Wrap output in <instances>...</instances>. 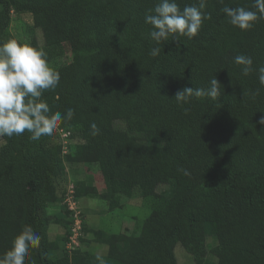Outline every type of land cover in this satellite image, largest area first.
Returning a JSON list of instances; mask_svg holds the SVG:
<instances>
[{"label": "trees", "instance_id": "1", "mask_svg": "<svg viewBox=\"0 0 264 264\" xmlns=\"http://www.w3.org/2000/svg\"><path fill=\"white\" fill-rule=\"evenodd\" d=\"M158 3L0 0V43L15 9L32 13L43 32L44 45L34 40L30 46L50 58L71 53L55 68L58 86L45 90L41 100L49 114L74 109L70 121L38 141L27 131L2 136L0 257L31 226L41 244L25 264H56L49 239L56 216L48 206L60 203L67 183L75 182L67 165L82 163L99 168L106 189L100 192L93 177L84 178L75 182L79 198H100L116 209L123 196L139 190L151 208L131 233L93 230L95 241L107 244L108 256L89 253L81 256L82 264H179L178 244L196 264H264V125L258 123L264 87L255 71L264 66V19L240 30L222 9L255 11L253 0H206L202 11L210 18L198 35L179 41L170 36L156 45L145 14ZM177 3L183 9L198 0ZM154 46L161 49L157 57L149 55ZM238 54L253 59L255 70L248 76L233 62ZM215 77L221 84L215 100L175 101L185 86L207 89ZM92 122L99 128L96 136ZM60 128L77 141L67 154L57 138ZM62 208L67 231L70 218Z\"/></svg>", "mask_w": 264, "mask_h": 264}, {"label": "clouds", "instance_id": "2", "mask_svg": "<svg viewBox=\"0 0 264 264\" xmlns=\"http://www.w3.org/2000/svg\"><path fill=\"white\" fill-rule=\"evenodd\" d=\"M206 0L198 4L186 5L181 9L177 0H159V3L145 14V23L151 25L150 38L156 45L167 41L170 36L179 41V37L192 39L198 35L204 19L210 18L202 10ZM253 10L244 7H227L222 11L229 18L228 22L240 30H249L259 19H264V0H253ZM161 49L151 47L149 55L157 57ZM233 62L240 66L241 74L248 76L255 69L253 59L245 54H238ZM259 84L264 87V66L255 70ZM60 82V73L50 66L46 52L9 39L0 43V136H19L27 131L30 140L38 141L42 136H51L61 121H70L74 109L50 113L49 105L41 100L45 90L55 89ZM221 84L212 78L209 87L194 88L185 86L175 94V101L186 104L192 97H208L215 100L220 95ZM187 111V109H185ZM259 124L264 125V116ZM91 135L99 134L98 125L90 124ZM184 174L187 175L186 170ZM41 237L31 226H24L12 242V247L0 257V264H25V257L31 249L39 248ZM99 259V258H98ZM103 264V261H101Z\"/></svg>", "mask_w": 264, "mask_h": 264}, {"label": "rangeland", "instance_id": "3", "mask_svg": "<svg viewBox=\"0 0 264 264\" xmlns=\"http://www.w3.org/2000/svg\"><path fill=\"white\" fill-rule=\"evenodd\" d=\"M2 11V6L0 5V12ZM9 39H16L19 42L31 44L34 40H38V43L40 46L44 45V35L40 28L35 26L34 18L32 13L30 12H18L17 10L12 11V19L11 24L8 28L7 34L5 36V41ZM47 60L51 67L54 69L59 67L61 64H64L65 62H68L72 57L71 53H67L65 55H60L55 58H50L49 55H47ZM73 139V144L76 143ZM3 143V138L0 136V145ZM67 173L68 178L73 179L75 182H78V180L82 177L88 178L93 177L97 183L101 186L104 185V187H101V189L105 188V182L104 177L102 173L100 172L99 168L91 165L88 166L86 164H68L67 165ZM59 185H57V191L61 192L63 188V183L58 182ZM90 203L94 208L98 209H105L106 206H109V203L107 201H104L100 198H90L88 200H83V203ZM82 201L80 200V204L83 206ZM123 205L120 207V209L117 208V211L114 212L113 215H100L102 218V224L100 223V220L97 218L95 219V224L99 225L101 228L106 229L111 232L119 233L126 231L127 233H131L134 231L136 226H141L143 223V220L151 213V208L148 204V201L144 199L140 193L139 190L135 192L133 197L131 198H123ZM86 205V204H85ZM110 207V206H109ZM84 209V208H83ZM48 211L51 214H55V222L51 224L49 228V239L54 244L53 249L51 251L52 258L56 260V264H66L69 258V264H82L80 262L81 256L85 255L88 256L89 253L94 254L92 251L93 249H88L87 247H84L86 243L91 244L92 242H95L94 235L93 234H86L87 237H85V245L83 244V247L78 250L76 253H74L72 256L67 254L64 255V236H65V221H64V214L67 216L65 210L60 206L59 203H53L48 206ZM67 211V209H66ZM84 211V210H83ZM85 212V211H84ZM68 213V211H67ZM58 215V216H57ZM84 217L86 219V214L84 213ZM94 218V217H93ZM57 222V223H56ZM87 222V221H86ZM57 224H61L63 228L59 229L57 227ZM61 233V234H60ZM87 233V230H86ZM88 240V241H87ZM57 242L58 244H55ZM103 243V242H99ZM107 246L106 243H103ZM105 245H101L103 248L106 247ZM108 248V246H107ZM211 248V247H210ZM175 252L179 261V264H196L194 257L188 253L180 244H178L175 247ZM108 253V250H107ZM106 255L105 257H107ZM103 257V258H105ZM212 259V258H211ZM68 264V263H67Z\"/></svg>", "mask_w": 264, "mask_h": 264}, {"label": "built area", "instance_id": "4", "mask_svg": "<svg viewBox=\"0 0 264 264\" xmlns=\"http://www.w3.org/2000/svg\"><path fill=\"white\" fill-rule=\"evenodd\" d=\"M70 134L71 132L64 128L59 129L57 138L62 145L63 154H67L71 144H73ZM60 204L67 209L70 218V226L65 232V249L67 254L72 256L83 247L86 237L84 211L77 195L75 182L69 181L67 183Z\"/></svg>", "mask_w": 264, "mask_h": 264}, {"label": "crops", "instance_id": "5", "mask_svg": "<svg viewBox=\"0 0 264 264\" xmlns=\"http://www.w3.org/2000/svg\"><path fill=\"white\" fill-rule=\"evenodd\" d=\"M81 179H84V177H82ZM94 185L99 189L100 192H103L106 189V185H105V188L104 189H101V187H104V185L103 186L99 185L96 180L94 181ZM90 198H93V197L82 196L80 198V200L83 203V200H85V199L88 200ZM123 198H125V196H123ZM123 198H122V205L124 204L123 203ZM60 206L63 207L61 204H60ZM83 206H84L83 207L84 208L83 210L85 211L84 213L86 214V221H87L86 222V226L88 228V231H87L86 234H93L92 233L93 230L103 229L99 225L95 224V222H96L95 219H97V218L100 220V223L102 224V221L101 220H102L103 217H100V215H102V214L105 213L103 216H105L107 214V215H113L111 217L112 218H115L114 217V212L117 211V208L116 209H111L109 206H106L107 208H105V209L94 208L90 203H87V202L86 203L84 202L83 203ZM118 209H120V207H118ZM57 227H59V229H61V227L63 228V226L61 224H57ZM104 230L105 231H108L106 229H104ZM64 232H66V231H64ZM109 232H111V231H109ZM86 237H87V235H86ZM84 245H85V243H84ZM101 245H105V244L99 243L98 241H96V243L95 242H92L91 244L86 243V245L84 247H87L88 249H93L92 252L95 255L99 256L100 258H103V257H105L107 255L108 248H107L106 245H105L106 247H104V248Z\"/></svg>", "mask_w": 264, "mask_h": 264}]
</instances>
